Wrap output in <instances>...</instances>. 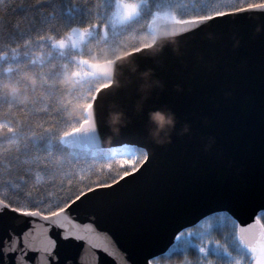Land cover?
Instances as JSON below:
<instances>
[{
  "label": "snow or ice",
  "instance_id": "6c2138e0",
  "mask_svg": "<svg viewBox=\"0 0 264 264\" xmlns=\"http://www.w3.org/2000/svg\"><path fill=\"white\" fill-rule=\"evenodd\" d=\"M254 15L264 17V0H0V257L82 264L78 253L62 257L53 237L84 240L73 231L82 216L90 221L84 230L96 233L100 218L150 182V166L169 143L162 137L179 123L170 104L151 102L166 54L191 65L207 29ZM125 40L134 43L124 48ZM125 60L137 65L127 85L116 72ZM261 74L264 84V66ZM128 92L147 93L144 138L106 147L99 129L123 113ZM158 123L164 132L153 137ZM193 213L184 206L162 216L157 235L171 245L167 253L147 250L129 264L189 250L199 264H264V168L229 205Z\"/></svg>",
  "mask_w": 264,
  "mask_h": 264
},
{
  "label": "water",
  "instance_id": "95a60500",
  "mask_svg": "<svg viewBox=\"0 0 264 264\" xmlns=\"http://www.w3.org/2000/svg\"><path fill=\"white\" fill-rule=\"evenodd\" d=\"M201 35L205 48L192 57L191 65L171 60L170 50L153 77L158 83L151 102L170 104L179 123L162 137L169 143L150 166L152 179L133 199L100 218L93 226L96 233L84 230L90 221L82 216L73 231L84 240H64L63 232L54 236L62 257L78 253L82 264H113V257L116 264H129V256L139 261L147 250L163 248L166 253L171 245L165 247L166 240L157 235L162 216L184 206H192L194 215L225 207L259 178L264 168V17L214 25ZM119 63L128 67H117L118 83L127 85L136 62ZM207 65L215 70L208 71ZM146 96L125 95L126 127L118 136L105 118L99 131L106 147L144 138L141 111ZM0 259L19 264L21 257L10 252Z\"/></svg>",
  "mask_w": 264,
  "mask_h": 264
},
{
  "label": "trees",
  "instance_id": "16d2710c",
  "mask_svg": "<svg viewBox=\"0 0 264 264\" xmlns=\"http://www.w3.org/2000/svg\"><path fill=\"white\" fill-rule=\"evenodd\" d=\"M19 0H5V6H14V3H18ZM146 33H141V39H147ZM134 43L132 40L124 41V48ZM94 178V177H93ZM12 195V193H9ZM227 230H225L226 232ZM225 232L216 233V238L224 240ZM158 264H199V257L195 251L189 250L186 253L167 254L160 257Z\"/></svg>",
  "mask_w": 264,
  "mask_h": 264
},
{
  "label": "clouds",
  "instance_id": "9594fccd",
  "mask_svg": "<svg viewBox=\"0 0 264 264\" xmlns=\"http://www.w3.org/2000/svg\"><path fill=\"white\" fill-rule=\"evenodd\" d=\"M29 79H31V73L27 74ZM123 122V113H112L109 116V123L110 126L112 127V130L114 133L118 134L119 133V125ZM171 123V121H169ZM164 132V125L163 124H157V127L155 129H150V135L153 137H159L160 134Z\"/></svg>",
  "mask_w": 264,
  "mask_h": 264
}]
</instances>
